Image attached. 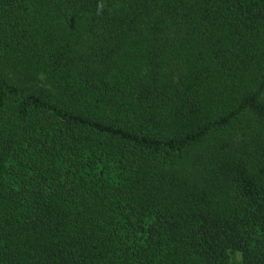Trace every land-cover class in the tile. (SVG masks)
I'll return each instance as SVG.
<instances>
[{"label": "trees", "instance_id": "16d2710c", "mask_svg": "<svg viewBox=\"0 0 264 264\" xmlns=\"http://www.w3.org/2000/svg\"><path fill=\"white\" fill-rule=\"evenodd\" d=\"M264 264V0H0V264Z\"/></svg>", "mask_w": 264, "mask_h": 264}, {"label": "rangeland", "instance_id": "374dc122", "mask_svg": "<svg viewBox=\"0 0 264 264\" xmlns=\"http://www.w3.org/2000/svg\"><path fill=\"white\" fill-rule=\"evenodd\" d=\"M240 261H241V255L240 254H236V255L231 257V264H239Z\"/></svg>", "mask_w": 264, "mask_h": 264}]
</instances>
